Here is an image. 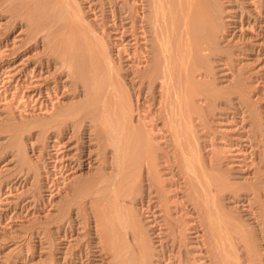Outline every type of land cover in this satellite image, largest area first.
<instances>
[{
  "label": "rangeland",
  "instance_id": "1",
  "mask_svg": "<svg viewBox=\"0 0 264 264\" xmlns=\"http://www.w3.org/2000/svg\"><path fill=\"white\" fill-rule=\"evenodd\" d=\"M75 1L77 3H73L74 0L71 2L70 0H0V264H113V254L111 253H113L117 242H120V245L126 244L125 242L128 243L133 232L138 234L141 241L143 240L141 246L143 245V248L145 247L148 254L151 253L152 255H149L151 257H146L144 263H149L146 261L151 258L150 264H171L173 260H176V258L180 256V248L178 249L179 246H177L175 251H171L173 248L171 246V249L166 253L167 256L165 255V258H163L162 254L165 246L162 241H164L165 244L168 243V245L173 242L167 241V234L170 232V229L164 224L163 214L165 212L162 207L157 211H143L144 213H142V211L140 212L141 209L137 210L138 208H142V206L137 204L136 201H134V203L130 202V205L129 202L126 203L131 206V208L127 206L129 210H126V216L130 218L128 222V224H130L129 226L125 223V220H122V217L116 216L113 211L115 216L111 213L112 217L110 212L102 214L103 224L101 226L102 229L104 228V233L115 235L114 238L112 236H106L107 238H104L106 240L101 243L99 238L96 239V237H94L96 235V229L98 228V214L96 217L94 211H79L77 203L68 211L69 203L67 199L70 202L69 198L74 193H78L77 196H79V199L82 196V199L92 201L95 205L94 207L100 206L97 205L100 201H94V203V199H91L93 195L92 188L94 187L93 181L97 180L98 177L94 180L89 177L90 175L93 176L95 172L98 176H101L99 172L104 171V169L102 168L103 165L101 162L96 159L98 158L97 154H93L92 159H87L84 162L85 164H83L84 166H79L77 163L78 158L82 160V158L86 159L89 157V151L95 152L97 146L87 147L90 144L89 142L81 143L87 140L88 134L85 133V131L83 132V126L85 127L86 124L85 122L79 121L80 119L74 115L80 108L78 104L83 99L84 92H79L78 88L75 93L77 85L74 84L72 77L69 76L68 71L61 62L64 56L62 54L64 33L61 28V31L58 30L53 33L51 31L49 32L47 29L45 30V28L43 29L40 26L43 21L50 19L54 20L55 17V21H66L67 18L65 17L67 13L61 11L62 7L65 8V5H69L68 7L71 8L73 5V7L75 6L74 9L80 14V16L76 15L77 17L82 20L85 17L83 21L87 20L85 21L86 23L92 21L94 24H98L95 30L98 37L95 38V41L98 43L100 42L98 40H103L104 38L108 40L105 41L106 44L107 42L110 44L107 46L104 41H101L98 43L99 46L105 48V44L106 47H109V50H111L109 53L112 54L111 56L112 58L114 57L113 59L120 58V56L124 54L122 55V61L125 59L123 63H120L121 60L119 58L117 59L120 63H117L118 65H124H122V70L119 68V70L116 69L118 75L114 76V78L120 77L117 78L118 80H116V78L114 79L115 93L110 90L105 94L106 98L110 97L107 98L108 100L106 99L108 113H102L104 117L105 115L108 116L109 122H113L111 124L114 126L116 124L115 122H122L128 118V122L131 120L130 123L132 121V123H134V125L131 124L133 129H136V127L141 126V123L137 120L139 117L138 113L144 115L147 112V116L145 115L144 117H146L145 121L148 122L158 114L157 112H160L158 110H161V102L163 99L165 100V98L161 96L162 87L160 83L163 81L162 79H159V83L156 87L157 100H159L156 106L153 105L147 88L144 95H147L148 98L145 100L139 97V93H137L136 90H132L133 88L127 81L128 77L124 72L127 69L131 71L144 69L148 64V66H150L152 62L149 61V63L146 60H139L137 58L138 44H130L128 41L130 37L127 38L123 32L124 27L121 25L122 22L115 17V8L112 7V4L108 3L109 0H93L89 3L82 0V2L80 0ZM164 1L167 5L164 11L166 10L167 19L169 18L168 20L165 18L164 25H166V28H174L176 18L175 13L174 17L172 16V12H176V6H174L175 1ZM95 3H97L96 8L94 7V9H91V4ZM207 5H205L206 7L204 6L207 13L206 18L210 20H207L209 25L206 26L204 30L207 34H204L203 37L208 35V37L206 36L204 39L209 40L210 38V42L213 39L212 42L216 44L221 40V44H218L219 48L224 44L222 46L223 48H220L223 50L221 54L229 59V61L225 64L226 66L224 64L221 65L222 69L219 68L220 60H218V58H211L206 61V58L203 60L197 56L195 58V61H197L193 63L195 66L194 69L196 68V70L200 71L196 73V80L199 78L198 81H202V78H208L200 75L201 71L204 72L205 69H215L216 76L218 75V78L220 77L221 79H218L220 80L217 81L218 84L217 82L210 84L212 82L210 78H208L206 83H203L205 80L203 82L200 81L201 83L196 82L197 90L199 88L201 91L203 89H206V91L211 89L216 92L214 93L211 90L209 92L214 93V95L217 94L218 96H215L217 98L219 97L216 103H214L217 105L215 106L218 110H216L212 116H207V120L210 122L211 127H213L211 128L213 133L208 137L209 143H207L206 148L209 147L207 149L211 148V151H218L217 153L214 151L215 154L221 152L219 155L224 158L225 156L227 157L225 161L228 160L227 162L229 163H227L228 165H225L224 168L228 169L229 166H231L230 168H234L231 170L229 168L228 173H226L227 175H223L224 178L227 177V180L224 179L225 182L229 181L228 183H230L227 193L237 194L236 192L239 191L238 193L242 194L243 197L244 193L250 194L252 192L251 190L256 189L259 184L261 187H264V0H209ZM93 11L95 14H93ZM84 12L86 14H83ZM103 12H105V14ZM82 14L83 17L81 16ZM102 21L105 23H102ZM220 22L222 25L219 24L221 28L218 29L219 27L217 26H219L218 23ZM167 23L171 25L168 26ZM99 25L102 27H99ZM196 26L197 25L194 27L196 37L194 36L192 39L195 43L193 48L195 49L194 52H198L199 49L197 50V46L201 45V42L205 44V40L202 41V38L199 37L200 28ZM100 28L103 30H100ZM216 28L221 30L222 33L219 31L220 33L217 35L215 33L217 31ZM103 34L107 38L103 37ZM100 36L102 38H100ZM144 40L145 39H142L141 41L144 42ZM199 42L201 44H199ZM143 45L146 47L145 43H143L141 46L142 48ZM146 48H148V46ZM106 50L108 49L106 48ZM121 50L124 53L121 52ZM119 52H121V54ZM176 65H178V62H176L175 67L174 65L173 67L176 68ZM137 67L139 68L137 69ZM218 68L221 70H218ZM78 70L77 68L75 69V74L79 75L81 68ZM120 70L124 71L122 72L123 74H120L126 76V78L123 79V82H126L123 83L124 85H122V82L119 80L122 77L119 75ZM132 75H134V73H132L130 77ZM124 76L122 78H124ZM176 79L177 78H175V80ZM117 81H119V84L116 83ZM126 84H130V86ZM172 84L174 85V79ZM121 86H124L126 89H123L124 87L122 88ZM231 88H233V90ZM238 88L240 89L238 90ZM101 93L97 92V94H95L97 100H100V97H102V95H98ZM116 93L119 94L118 96L119 98L121 97V100H118ZM172 99L175 98L172 97ZM172 99H170V104L173 103L176 106V100L173 102L174 100ZM192 101L195 102L196 106L192 108V113L191 111L188 113L189 108L194 106V103L191 105ZM145 102L147 103L145 104ZM189 102L190 106H188V111L184 114V119L181 123L184 124V128L189 127L188 130H190V128L199 129L200 126L197 119L199 116L197 115L206 114L205 109H203V105L205 106L206 102L201 99H199V101L198 99H190ZM141 105L144 106L145 109ZM199 105L201 108L198 107ZM109 106L111 107L109 108ZM128 106L130 110L133 109L132 113L134 115L132 116V113L130 114L131 119L128 114V112H130L128 111ZM122 107L127 109L128 112H125L126 110L122 111ZM71 113L75 114L73 115ZM100 114L101 113H97L96 117L103 118L101 116L102 114ZM119 114H121V116ZM191 114H193V117ZM132 117L134 120H132ZM168 118H171L169 120H171L172 123L176 121L173 114ZM75 119H78L77 124L81 126L76 125L77 120L75 121ZM162 122L161 125L160 123L158 125L160 129L161 126H163L162 128H166L163 124L164 122ZM77 126H79V128ZM150 127L151 126L148 125L146 129L144 128L145 131L150 129L155 132V130ZM142 128L143 126L139 128L141 131H139L138 128L136 129L141 132L139 134L140 136H144V133H146L142 131ZM136 130H134V132ZM198 131L202 132V130ZM137 132L136 135L139 133ZM187 134H190L189 131ZM202 138L204 137L202 136ZM135 151L132 152L136 153L133 154V157L136 155L137 158L138 151ZM214 153L209 151L207 155L210 157ZM133 160L137 162L138 158L137 160ZM132 164L134 165V163ZM136 164H139V167L143 165H140V160ZM136 164L134 166L131 165V170L134 171H131V173L137 174L138 171H143L146 175V170L144 171L143 166L141 170L137 169V172L134 170L136 169ZM258 167L260 169L263 168L261 170L259 169L261 173L263 172L260 183L254 182L255 178L254 181L252 180L253 178H251L254 174L253 172L258 169ZM107 169L108 168H106L105 171L106 173H112L111 168ZM232 171H235L236 175L240 176L236 181L241 182L240 185L242 184V186L236 183L235 180L231 181V179H229L231 177L228 178V176H230L229 173ZM143 172H140V175L137 174L140 176L139 178H141L140 182L143 180ZM134 174L133 177L136 176L137 178L138 176ZM167 176L169 177V175H164V178H167ZM86 177H88L87 180L89 181L86 180ZM83 178H85L84 180L86 182ZM251 181H253V183ZM88 182L91 186L93 185L92 188ZM262 182L263 186L261 184ZM86 183L90 187H87ZM233 184L235 186H233ZM236 184L237 186L239 185L240 188L237 187ZM230 186L233 187L230 189ZM89 189H91V191ZM135 192L139 195L141 193V191ZM116 195L115 193L114 197ZM128 197L129 199L132 198L130 196ZM118 199L116 197L114 198L115 201H118ZM175 199L173 197L174 201ZM231 199L234 201L231 197L229 199L227 198V200ZM117 201L114 202V204L119 206L120 199L118 201L119 203H117ZM172 201H168L169 206ZM176 201L179 202L180 199L177 198ZM225 201L226 200L223 202ZM222 203L219 205L221 206ZM245 203H247V201H245ZM237 204L240 205V203L237 202L225 203L228 208H232L234 205L238 206ZM88 205H91V203H88ZM225 205L223 204V207H225ZM146 207L147 206H144L142 209L144 210ZM115 211H117L116 208ZM186 214L185 212L183 213V216L186 215L183 219L189 224H192L194 221L189 219L190 216H192L191 213ZM173 215L178 217L181 213ZM87 216H90V221L88 222L90 224L84 223L85 217ZM71 219L75 220V222ZM109 220L111 221L107 222ZM117 220L124 222H122L123 225L125 224L123 226L124 228H122V225H118L121 222L117 223ZM105 222L107 224H105ZM114 225H116V227ZM255 226V223L251 222V220L249 224L243 225V235L246 236L245 240L249 249L254 253L255 264H264V243H257V237L252 233V228ZM133 227H136V229H133ZM142 233L144 235H142ZM116 235L118 237L115 238ZM144 240L146 243H143L145 242ZM194 240L188 245L189 252L193 257L200 258L202 254H204L201 250L202 245ZM259 242H261V240ZM99 244H101V246ZM145 245L149 246L147 247ZM168 245L166 246L168 247ZM226 246L230 250L231 246H229L228 243H226ZM102 247L103 250H99ZM104 247L106 249H104ZM132 251L134 252L133 248L131 249V247H128V253L125 251L128 257L124 258L126 260H123L121 264H138V262L140 264L143 262L142 260L141 262L138 261L139 259L134 256L135 252L133 255Z\"/></svg>",
  "mask_w": 264,
  "mask_h": 264
},
{
  "label": "bare ground",
  "instance_id": "2",
  "mask_svg": "<svg viewBox=\"0 0 264 264\" xmlns=\"http://www.w3.org/2000/svg\"><path fill=\"white\" fill-rule=\"evenodd\" d=\"M71 1L72 0H70V2ZM82 1L89 3V2H92L93 0H82ZM174 1H175L174 6H176V12H172L173 15L172 14L171 15L174 17V13H175V18H176L175 27L166 28V25L164 24H165V18L167 19V14H166V10L164 11V8H166L167 5L165 4L164 0H109L108 3L112 4V7L115 8L114 10L115 17L122 22L121 25L122 27H124V31H123V28L121 27L122 31L125 33L127 38L130 37V39L129 40L127 39V40L130 42V44H136V45L138 44L137 58L139 60H146L147 62L149 61L152 62L150 66H148L149 65L148 64L147 67H145L144 69L143 68L138 69L139 67H137L138 71H135V70L131 71L129 69H127L125 72L121 71L122 65L124 64L122 65H118V64L123 63V61L125 60L124 59L122 61L123 59L122 55L124 54H122L120 58L118 57L121 60V62L119 63V60H117L118 58H115V59H113L114 57L112 58L111 56L112 54L109 53V51H111L109 50V47L105 46L106 44L105 41L107 39L103 38V40L102 39L98 40L100 42L101 41L105 42L104 44L105 48H103L102 46H99L98 43L100 42L97 43L95 41L96 40L95 38L98 37V34L95 31L96 28L98 27V24L96 23L94 24V22L92 21L90 23L89 22L86 23L85 21L87 20L83 21L85 17L83 18V20L77 17V16H80V14L78 11H76V9H74L75 6L73 7V5L71 6V8L68 7L69 5L68 6L65 5V8L62 7L61 11H64L67 13L65 17L67 18V20L65 19L66 21L64 20L55 21V18H56L55 17L54 20H51V19L45 20L43 21L42 25H40L43 29L45 28V30L47 29L49 32L51 31L52 33L54 31L57 32L58 30H60V28L62 29L64 33L63 41H62V49H63L62 54L64 56L61 62L63 66L66 68V70L68 71L69 76L72 77L74 84L77 85L75 93L77 92L78 88H79V92L80 91L84 92L83 99L78 104L80 105L79 110L77 111L76 114L74 113L75 115L73 113L71 114H73L74 116H77V118L80 119L79 121L83 123L85 122L86 124L85 127L83 126V132L85 131V133L88 134L87 140L81 143L89 142L90 144L87 147L97 146V150L95 152L89 151L88 152L89 157H87L86 159L82 158L81 160V158H78L77 163L79 166H82L83 164H85L84 162L87 159H92L93 154H97L98 158L96 159L99 160L101 164L104 166V167L102 166L104 171L99 172L101 176H98L96 172L94 175L92 174L93 176L90 175L91 173L89 174L90 175L89 178L92 180L98 177L97 180L93 181L94 183L93 188H92L93 185L91 186L90 183L88 182L91 188L93 189V192H92L93 195L91 196V199L92 198L94 199L93 202L100 201L101 204L100 202L97 204L100 206L94 207L95 205L92 203V201L87 200V199H82L81 198L82 196L79 199L78 198L79 196H77L78 193L77 194L74 193L69 198L70 202L67 199V202L69 203L68 211L72 208L74 204L77 203L78 206L77 205L76 206L79 211H91V212L94 211V214L96 217L98 214V217H97L98 228L96 229V235L94 237H96V239L99 238V241L101 243L104 240H106L104 239V238H107L106 236L108 237L112 236L114 238V235H115L111 233L109 234L104 233V230H103L104 228L102 229V226H101L103 224L102 214L108 213V212H110L111 214L114 212L116 216L122 217V220L123 221L125 220V223L128 224V222L130 221L129 220L130 218L126 216L127 215L126 210L129 207L131 208V206L129 205L131 203H134V201H136L137 204L142 206V208L144 206H147L146 209L144 210L142 208L137 209V210L141 209L140 212L142 211V213H144L143 211H150V212L157 211L158 209H160V207H162V209L165 212L163 214L164 224L170 229V232L167 234L168 235L167 241L173 242V243L171 242L172 244L168 245V243L165 244V242L162 241L163 245L165 246L163 254H162L163 258H165L164 257L165 255L167 256L166 253L167 251L171 249V246L173 247L171 251H175V248L177 246H179L178 249L180 248L179 249L180 256L177 257L174 255L177 258L176 260H173L171 264H255L254 253L249 249L246 243V240H245L246 236L243 235L244 233L242 230V226L249 224L250 220L251 222L255 223L256 226L252 228V233H254L255 237H257L256 241L258 240L257 242L258 244L264 243V187H261V185L259 184L262 180L261 176L264 171L261 173V171H259L260 168L258 167V169H256L257 171L255 170L253 172L254 174L251 178H253L252 179L253 181L255 178L254 182H259V183H256L259 185H257L256 189H252L251 190L252 192L250 194L244 193L242 197V194L238 193L239 191L236 192L237 194L227 193V191H229L228 188H229L230 183H228L229 181L225 182L224 179H226L227 177L224 178L223 176L224 174L228 173V170L231 167V166L229 167L227 166L228 169L224 168L225 165H228L227 163H229L227 162L228 160L225 161V158L227 159V157L225 156L224 158L221 155H219L221 152L218 154H215L214 151L216 152V150L211 151L210 150L211 148L210 149H207L209 147L206 148L207 143H209L208 137L211 135V133H213L211 130V128L213 127H211L210 122L207 120V116H210V115L212 116V114L216 110H218L216 108L217 105L214 103H216V100L219 97L217 98L215 96L217 94L214 95L216 91L214 90L212 91L211 89L210 90L214 93L209 92L210 90L208 89H207L208 91H206V89H203L204 91L203 90L201 91L199 90L200 88L197 90L196 82L198 83L201 80L198 81L199 78L198 80H196L197 78L196 73L199 70H196V68L194 69L195 66L193 63L197 61V60L195 61V58L197 56H199L203 60L204 58H206V61L207 59L218 58V60H220L219 68H221V65L223 64L225 65L226 63H228L229 59L225 58L224 55L221 54L223 50H221L220 48L224 45L223 44L219 48L218 44H221L222 42L221 40H219L216 44L215 42L214 43L212 42L213 39L211 40V42H210V38L209 40L204 39L206 38V36L208 37V35L203 37L204 34H207L204 32V30L206 26L209 25L208 21L210 20L206 18L207 13L205 11V7H206L205 5H207L209 0H174ZM73 3H77V2L74 0ZM96 4L97 3L91 4V9H94V7L96 8ZM94 11H93V14H95ZM103 13L105 14V12ZM83 14H86V13L84 12ZM83 14L81 15L82 17H83ZM102 23H105V22L102 21ZM219 24H221V22L218 23V25ZM167 25L169 26L171 24L167 23ZM195 25H197L196 27L197 28L199 27L201 30L199 31L200 33L199 37L202 38V41L205 40V44L203 42H201L202 44L199 42V44L201 45H198V46L196 45L198 47L197 50L199 49L198 52H194L195 49H193L195 43L193 42L192 39L196 34V31L194 28ZM99 27H102V26L99 25ZM217 27H219L218 29L221 28L220 25ZM38 29H39V26H38ZM218 29H217L218 32L215 30L216 31L215 33L217 35L221 32V30H218ZM100 30H103V29L100 28ZM103 37H106V36L103 34ZM100 38L102 37L100 36ZM100 38H97V39H100ZM142 39H145L144 42L141 41ZM143 43H145L146 47L148 46V48L144 47V45L142 48L141 46ZM106 45L109 46L110 44H108L107 42ZM106 48L108 50H106ZM121 52L123 51L121 50ZM121 52L119 53L121 54ZM195 53H198V54H195ZM176 62H178V65H176L177 67L174 68ZM76 68L77 70L81 68L79 75L75 74ZM118 68L121 69L119 72V75H121L120 73L124 72V74L128 77L127 81L131 84V87L133 88L132 90H136V92L139 93V97L144 98V100L148 98L147 95H144L145 90L147 88L149 97L150 99H152L153 105L155 106L157 104V101H159L157 100L158 97L156 95L157 94L156 87L159 83V79L163 80L160 83L162 87L161 96L164 97L165 100L163 99L164 101L162 100L161 102V105H160L161 110H158L160 112H157L158 114H156L148 122L145 121L146 117H144L147 114V112L144 115L142 113L137 112L139 115L137 120H139V122L141 123L140 125L143 126L142 131L146 132L144 133V136L139 135L141 133L139 132L141 131L139 129L141 126H138V127H136L137 125L135 126L136 129L138 128L139 131L136 130L135 128L133 129L132 125H134V123H132L133 121L130 123L131 120L128 122V118L122 122L121 121L115 122L116 124L114 123L115 124L114 126L113 124H111L113 122H109L108 116L104 114L105 115L104 117L102 114L103 112L108 113L107 112L108 110V104H107L108 99L107 98H110V97L106 98L105 94H107V91L109 92L110 90L113 91V93H115L114 91L115 89L114 81L115 80L114 79L116 78V80H118L117 78L120 77L119 76V77L114 78V76L118 75V72H117V70H119ZM219 68L218 70L222 69V68L221 69ZM205 70L204 72L201 71L200 75H202L203 77L206 76L205 78L207 77L210 78L212 81L211 82L209 80L211 82V83L209 82L210 84H213L214 82L221 80L220 77L218 78V75L216 76L215 69L214 70L208 69L206 71ZM132 73H134V75L130 77ZM126 76H124V78L121 77L122 79L121 78L119 79L122 82V83L120 82L122 85H124L123 83H126L125 81L123 82V79H125ZM175 78H177L176 79L177 81L175 80ZM208 78L207 79L202 78L201 82L205 80V82L203 83H206L208 81ZM173 79H174V85L172 84ZM118 82L119 81H117L116 83ZM130 84H126V85L130 86ZM121 87L123 88L124 86H121ZM123 89H126V88L124 87ZM231 89L233 90V88ZM239 89L240 88H238V90ZM97 92L98 93L102 92L101 94H98L100 96L102 95V97H100V100H97V98H95V94H97ZM128 92L132 93L130 91ZM109 95H106V96H109ZM116 95L118 97V100H121L120 99L121 97L119 98L118 96L119 94L116 93ZM172 97H174L175 99H172ZM170 99L174 100L173 102H175L176 100V106L173 103L170 104L171 102ZM190 99L191 100L198 99V101L199 99H201L206 102V105L205 106L203 105V109H205L206 114L204 113L205 115L204 114L197 115L199 116L197 118L198 124L200 126L199 129L190 128V130H188L189 127L187 128L185 127L186 128L185 129L183 127L184 124L181 123L184 119V114L187 113L186 111H188V106H190L189 105L191 102V101L189 102ZM116 101H117V98H116ZM146 103L147 102H145V104ZM192 104L194 106H191L190 107L191 109L189 108L188 113H190V111L192 113V108L196 106L194 101H192L191 105ZM151 105H152V102H151ZM110 107L111 106H109V108ZM124 107H122V111H125V110H126L125 112L130 111L128 112L129 115L133 112L132 111L133 109L130 110L129 106H128L129 107L128 111ZM142 107L144 108V106ZM198 107L201 108L200 105ZM97 113H101L102 115L101 114L100 115L103 118H97L96 117ZM172 114L174 115L175 117L174 119L176 120V121L174 120L175 122L173 123L171 122V120H169L172 117L168 118L170 115L172 116ZM119 115L121 116V114ZM126 115H123V116H126ZM131 115L133 116L134 114L132 113ZM131 115H130V119H131ZM192 115L193 114H191V116ZM78 119H75V121L77 120L76 125H80V124H77ZM132 120H134V118ZM161 122L164 124L166 128H162L163 126H161V129H160L159 128L160 126L158 127L159 123L161 125ZM148 125L151 126L155 130V132L148 128H147L148 131H145ZM77 127L79 128V126ZM134 130L136 131L134 132ZM198 130L200 131L202 130V132H199ZM188 131L190 134H187ZM136 132L138 133V135H136ZM187 135L188 136L191 135V136L188 137ZM202 136L205 139L202 138ZM135 150L138 151V155H137L138 160L136 158V155H134L133 157V154H136V153H132V152ZM209 151L214 153L210 157L207 155ZM133 159H136L137 162L134 161ZM139 160L141 163L140 165L143 164L142 166L144 167V171L146 170V175H145V172L140 171L144 173V176H142L143 180L141 182H140L141 178H139L140 177L139 175L141 173L139 171L137 172V169L141 170L142 166L139 167V164L138 165L136 164L138 163ZM132 163H134V165L136 164V169L134 170H136L137 174L140 173L139 175H137L136 173L135 174L133 173L134 175L138 176L137 178L136 176L133 177V174L131 173V171H133L131 170L132 169L131 167L134 166ZM106 168L108 169L111 168L112 173H106L105 172ZM231 169H234V168H230V170ZM235 171H232L231 172L232 174L229 173L230 176H228V178L231 177L229 178L231 179V181L232 180L236 181L237 179L240 178L239 175H236ZM164 175H169V177L167 176V178H164ZM87 178L88 177H86V180ZM84 179L85 178H83V180ZM253 181L251 182L253 183ZM236 183H239L240 185L241 182L236 181ZM261 184L263 186V182ZM89 185L87 184V187ZM239 185L237 186L236 184V186L240 188L242 184L240 186ZM233 186L235 185L233 184ZM233 186H230V189ZM89 190L91 191V189ZM135 191H141L140 195L137 194ZM115 193L118 195V197L117 195L115 197L117 199L118 198L120 199V201L118 199V201L120 202L119 204L120 209H119V206H116L114 204V202L117 201V200L116 201L114 200ZM89 196L87 197L90 198ZM128 196L132 198L129 199ZM173 197L174 199L175 197L176 199L179 198L180 201L177 202L176 199L174 201ZM230 197L233 198L234 201H232V199L227 200V198L229 199ZM170 200L171 201L173 200V201L172 203L170 202L171 205L169 206L168 201ZM224 200L226 201L223 202ZM118 201L117 203H119ZM245 201H247V203H245ZM128 202H129V205L126 204ZM233 202L240 203V205L238 204H237L238 206L234 205V207L232 208H228L225 205V203L227 204V203H233ZM88 203H91V205H88ZM220 203H222L221 206L219 205ZM223 204L225 205V207H223ZM127 206L129 207L127 208ZM115 208L117 211H115ZM184 212L185 214L191 213L192 216H190L189 219H192L194 221L192 224H189L183 219V217L184 216L186 217L187 215L186 214L183 216ZM179 213H181V215L178 217L173 215V214H179ZM111 217H112V214H111ZM89 218L90 216L85 217L84 223L86 222L87 224H90L88 223L90 221ZM187 219H188V216H187ZM72 221L75 222V220H72ZM110 221L111 220L107 222H110ZM119 222L121 221H118L117 223ZM122 222L119 223L118 225L119 226L122 225V228H124L123 226L125 224L123 225L124 222L123 223ZM105 224L107 223L105 222ZM129 225L130 224H128V226ZM132 225H133V222H132ZM114 226L116 227V225ZM136 227L135 228L133 227V229H136ZM141 232H142V229H141ZM142 235L144 234L142 233ZM116 237L118 236L116 235L115 238ZM139 238L140 237L138 236V234H136V232H133L131 239L128 240V243L125 242L126 244L120 245V242H117L113 250V253H111L113 254V262H114L113 264H121L123 260H126L124 258L128 257V254H127L128 247H131V249L133 248L135 253L132 251V254L134 253L135 255L134 254L133 255L136 256L139 260L136 257L134 258H136L140 262L141 260L143 261L140 264H150V260H152L151 258H149L150 260L146 261L149 263H144V260H146V257H151L152 255L151 253L148 254L147 250H145V247L143 248V245L141 246L142 244L141 242L143 240L141 241ZM193 240L197 241L198 243L202 245L201 250L204 252V254H202V256L200 255L201 256L200 258L193 257L189 252L188 245ZM260 240L261 242H259ZM143 243H146V241ZM226 243H228L229 246H231L230 250L227 248ZM99 245L101 246V244ZM166 245H168V247ZM104 249L106 248L104 247ZM99 250H103V247Z\"/></svg>",
  "mask_w": 264,
  "mask_h": 264
}]
</instances>
